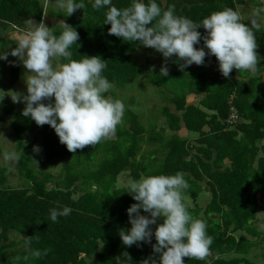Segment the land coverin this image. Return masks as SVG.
<instances>
[{"label":"trees","instance_id":"obj_1","mask_svg":"<svg viewBox=\"0 0 264 264\" xmlns=\"http://www.w3.org/2000/svg\"><path fill=\"white\" fill-rule=\"evenodd\" d=\"M46 1L0 0V29L15 25L13 28L22 34L26 19L32 18L37 23L43 20L47 13ZM173 1L167 0L166 5L164 0H157L162 9L174 5L177 15L194 22L209 15L202 7L195 8L198 12L194 8L188 11V0H175L177 4ZM130 2L113 0L118 8L128 7ZM85 4L84 9L76 10L71 16L66 12L51 13L54 18L66 19L79 33V40L70 49L72 58L101 57L107 65L103 75L112 88L133 83L143 73L142 66L131 57L139 43L108 35L110 25H103L106 9L95 11L88 0ZM231 8L235 10L234 3ZM198 31L205 33L203 28ZM60 32L53 34L58 36ZM254 32L257 37L258 31ZM207 58L200 65L202 69L197 70V76L191 79L190 92L206 94L201 105L214 115L200 107L187 106L188 88H183L175 100L184 111L186 128L201 135L198 142L201 147L196 153L187 141L175 136L164 144L162 159H159V151L145 156L142 145L146 130L138 125V129L133 125L124 131L116 129V139L108 138L94 146L69 152L49 125L38 126L24 117L22 111L15 112L6 104L5 115L11 117L12 136L16 139L20 172L26 186L9 187L10 171L0 169V264H142L154 253L150 244L126 247L120 239L119 232L131 227L127 209L136 201L126 193L127 187L118 186V179L123 173L139 179L141 175L177 172L183 173L189 185L183 194L189 195L195 205L203 186L212 194V202L203 210L197 205L192 209L183 202L193 218L206 223L207 233L213 238L205 259L184 258V264H258L245 256L257 245L264 244L259 226L264 224V218L259 217L264 210V147L258 146L264 141V92L252 90L256 79L246 86H233L218 70L214 56L215 72L219 76L206 79ZM63 62L66 61L61 60ZM173 64L179 70L178 64ZM19 73L18 65L12 73L13 85L19 81ZM112 93L110 89L106 96ZM232 107L237 110L240 121L231 128L227 120ZM168 119L176 130L181 119L172 115ZM206 126L211 128L208 134L204 133ZM26 135L28 141L24 140ZM34 146H39L41 151L35 153ZM31 152L34 155H30ZM226 160L231 164L224 169ZM32 163L62 164L63 170L58 176L38 172L31 167ZM80 192L82 194L75 198ZM63 206H70L72 213L58 218L59 222H52L49 210ZM141 214L148 215L143 211ZM162 222V218H158L157 223ZM12 232L23 239L11 241ZM238 233H243L240 238ZM25 237H32L33 249H47V255L25 261L23 257L29 254L24 246ZM152 243H155L154 238ZM125 252L130 260L123 257ZM231 253L243 258L225 259Z\"/></svg>","mask_w":264,"mask_h":264},{"label":"clouds","instance_id":"obj_2","mask_svg":"<svg viewBox=\"0 0 264 264\" xmlns=\"http://www.w3.org/2000/svg\"><path fill=\"white\" fill-rule=\"evenodd\" d=\"M55 3L67 16L86 7L85 0H55ZM88 3L95 11L106 9L103 25H110L108 35L129 43L138 42L162 55L160 77L169 75L170 58H175L173 62L184 71L193 64L203 65L207 56L216 58L218 70L226 78L233 69L256 76L261 73L257 67L261 58L256 52L258 45L252 30L256 21L247 26L241 22L240 13L232 8L214 11L194 22L177 15L174 5L162 9L157 0H131L125 8L116 7L113 0H88ZM261 13L264 8L255 9L253 15ZM60 24L63 30L57 36L43 20L37 23L28 18L17 46L10 51L0 47V61L15 66V61L8 60L9 56L15 57L28 73L27 94L0 89V103L5 96H10L14 103H24L22 115L38 126L49 125L59 142L74 153L115 135L125 104L105 95L112 84L103 75L107 65L101 57L72 58L70 49L79 40V33L63 21ZM200 28L205 30L203 35L198 31ZM201 41L202 46L196 47ZM53 60L66 62L54 68ZM152 71H155L154 65ZM33 151L39 153L41 149L34 146ZM126 187V193L136 203L127 209L130 229L121 230L119 236L126 247L151 245L154 255L142 264H184V258L207 257L213 238L207 233L206 223L193 218L183 203V190L189 187L183 173L141 175L139 179H130ZM72 211L70 206L52 208L49 218L56 223ZM142 211L148 215L141 214ZM158 218L163 222L158 224ZM24 246L29 252L23 257L25 261L38 260L48 252L33 249L32 237H25ZM123 257L130 260L127 252Z\"/></svg>","mask_w":264,"mask_h":264},{"label":"rangeland","instance_id":"obj_3","mask_svg":"<svg viewBox=\"0 0 264 264\" xmlns=\"http://www.w3.org/2000/svg\"><path fill=\"white\" fill-rule=\"evenodd\" d=\"M187 1V0H183ZM175 3V0L173 1ZM258 4V2H257ZM45 8H47V14H51L52 12H57L59 9L55 3V0H47L44 4ZM248 17V15H245ZM46 26L49 29L54 31H58L61 27L55 23L54 20L47 17L45 20ZM262 29H264L262 27ZM257 32V42H262L264 39V35L261 33V30H256ZM264 31V30H263ZM22 34L16 31L11 25H8L6 28L0 29V47H4V50L10 51L11 49L15 48L16 42ZM264 47V46H263ZM261 57L258 65L264 67V60ZM9 61H15V66L10 64L7 61H0V89L4 90L5 92L13 91L21 94H27L26 91V76L27 70L22 66V64L17 61L15 57L9 56ZM61 61L53 60L52 64L53 67H58ZM137 64V63H136ZM163 64V63H162ZM161 64V65H162ZM19 65L20 73H19V81L13 85L12 84V73L16 66ZM159 63V68L161 67ZM168 69L170 70L171 67L167 65ZM149 73L143 72L142 75L133 83L124 86L123 88L114 87L113 89V98L119 99L123 101L125 104V113L122 119L121 124L117 126V130L124 131L127 128V122L136 121L133 124L134 129H138L137 125L140 127H145L148 133L153 134L152 130L156 124H158L161 116L164 113H167L166 108L169 104L173 101L172 96L176 98L177 95L181 92V90L187 89L190 92V86L192 82L186 76H169L167 77H160L159 73H155V75L148 76ZM165 80V83H162ZM176 93V94H175ZM134 94V95H133ZM106 95V94H105ZM187 101V98H186ZM8 104L9 106L13 107L15 112L23 111L25 104L24 103H14L10 96H5L2 103H0V169L7 168L9 173L8 178V186L11 188H22L26 186L20 170V165L18 162L19 153L17 151V143L16 139L12 136V128H11V117L5 115V105ZM137 109L141 110L140 115L138 117H134L130 115V113H134ZM133 115V114H132ZM165 131L160 130V136H163ZM28 135L24 136V140L28 141ZM148 136H150L148 134ZM160 152V151H159ZM7 156H11V159L5 158ZM30 155H34V152L30 153ZM147 155V156H151ZM161 155V152H160ZM31 167L38 172L47 173L50 172L56 176H58L62 170V164H55L54 166H46L42 163V166H39L38 163H32ZM120 183L121 180L118 179ZM127 178H123L122 182L120 183L121 186L127 184ZM82 193L80 192L75 198H78ZM203 204V203H202ZM206 204H203L202 207H205ZM188 206L190 208H195V204L193 201L188 200ZM204 215L200 213V216ZM259 217H264V210L263 213H259ZM263 223L259 224L261 233L264 235V227ZM12 241H18L20 239L19 236L15 234L11 235ZM263 245H257L252 251H264Z\"/></svg>","mask_w":264,"mask_h":264},{"label":"crops","instance_id":"obj_4","mask_svg":"<svg viewBox=\"0 0 264 264\" xmlns=\"http://www.w3.org/2000/svg\"><path fill=\"white\" fill-rule=\"evenodd\" d=\"M188 11L191 10L192 8H200L202 7L206 12H209V15L214 12V11H222L225 8H231L232 3H234L235 5V10L238 11L240 13V17H241V22L245 23L247 26L251 27V21L255 20L256 21V26L253 27V31L256 30H261V33L264 35V29H262V27L264 28V13H261L259 16H254V10L257 8H264V0H216L215 2H213V0H188ZM209 2H211L209 4ZM258 2V4H257ZM164 4H168L167 0H164ZM227 5V6H226ZM196 12H198V9H195ZM47 11V8H46ZM58 13H65V11L63 10H59L57 11ZM245 15H248V17H246ZM48 18L52 19L55 21L56 24H58L61 29L58 31H62V25L60 24L61 21L67 23L66 19H61V18H54L51 16V14H45L43 17V22L46 24L45 20ZM254 35H256V33L254 32ZM256 43L258 45L256 52L258 54V56L261 58H263L262 60H264V39L262 42H257V37H256ZM132 60L134 62H136L138 65L142 66L143 70L142 72H147L149 73L148 76L150 75H155V73H159V63L160 65L162 63H164V58L162 57V55L158 52H156L154 49L151 48H146L143 46H140L137 48L136 52H134L132 55ZM173 58H170L167 62V65H169L171 67V69L169 70L170 75L169 76H175L178 75L179 76H186L188 79H191L196 77L198 72L197 70L202 69L203 66H197L195 64L191 65L188 67V69H185L184 71L178 70L176 68V66L173 64L172 62ZM207 76L206 79L211 80L213 78H215L217 75L219 76V74H217V72H215V64H214V58L213 56H208L207 58ZM155 66V71H152V66ZM257 67L259 68L258 71L261 72L259 76L256 75H250L247 72L244 71H240L238 72L237 70L233 69V71L230 73L229 77H227V79L230 81V83L233 86H246L247 84H250L253 82V79H256V81L254 80L255 83L252 84V90L255 92H264L262 91V89H264V67H261L259 65H257ZM165 80H163L162 83H164ZM253 85H255V87H253ZM176 94V93H175ZM134 95V94H133ZM112 99L113 98V94L109 95ZM206 94H194L193 92H190V94H188L187 97V106L188 107H200L204 112L210 114V115H214V112L212 111H208L206 110L201 104L202 102L206 99ZM173 101L169 104V106L166 108L167 113L163 116H161L162 118H160L158 124H156V126L154 127V130H152L153 134L148 133L147 129L146 130V134L144 136V143L142 145V154L143 155H154L156 154L155 152L160 151L161 152V157L159 156V159H162L164 154H162V151L165 149L164 144L166 143V141L170 140L171 138L178 136L180 137L182 140H185L188 142V144L192 147L193 149V153H196L197 149L200 148L201 146L198 144V142L200 141L201 135L199 133H195V132H191L186 128V124L185 121L183 120V115H184V111L175 103L176 98L174 96H172ZM232 103V100L230 102V104ZM141 110L137 109L136 111H134V113H130L131 117H138V115H140ZM133 114V115H132ZM172 115L174 116V118H180V124H178L176 127L177 129L175 130V127L172 126V124L170 123V120L168 119V117ZM240 121V120H239ZM134 122V120H133ZM133 122H127L126 126L127 129H131L132 125L134 124ZM239 123V122H238ZM237 123V124H238ZM236 124V125H237ZM235 125V126H236ZM233 126V127H235ZM232 128V127H231ZM163 130L165 131L163 136L158 135L159 131ZM211 128L209 126H206L204 128V133L208 134L210 133ZM148 134L150 136H148ZM112 139H116V136L113 135L111 137ZM259 147H264V141L260 142L258 144ZM158 156V154H157ZM231 162L229 160H226L224 162V169H227L230 166ZM189 176V174H188ZM190 177V176H189ZM123 178H127V181H129L131 178L130 174L128 173H123L119 179L122 182ZM190 179H194L192 177H190ZM120 182V183H121ZM120 183L118 182V186L120 188H124L126 187V185L121 186ZM189 189V187H188ZM205 186H203V192L200 194L196 205L199 206V208H201L202 210L205 209L202 207L203 204H206L205 207L207 208L210 203L212 202V194L209 191H205ZM183 202L188 205V200L192 201L191 197L186 194H183ZM203 203V204H202ZM193 209V208H192ZM201 217H204V215H202ZM215 218V217H214ZM261 218V217H260ZM264 218V217H263ZM15 234L16 236H19L20 239L18 241H21L23 238L21 235L16 234V233H11ZM243 233H238L237 237L240 238L242 236ZM10 235V239L11 238ZM12 241V240H11ZM264 251H252L250 250L249 254L247 256H245L246 259L251 260L255 263L258 264H264ZM152 256V255H151ZM233 258H243V256L240 255H236L234 253H231L227 256H225V259L230 260Z\"/></svg>","mask_w":264,"mask_h":264},{"label":"built area","instance_id":"obj_5","mask_svg":"<svg viewBox=\"0 0 264 264\" xmlns=\"http://www.w3.org/2000/svg\"><path fill=\"white\" fill-rule=\"evenodd\" d=\"M239 120H240V116H239L237 110L235 109V107H232L230 117L227 120L228 126H230V127L235 126L239 122Z\"/></svg>","mask_w":264,"mask_h":264},{"label":"water","instance_id":"obj_6","mask_svg":"<svg viewBox=\"0 0 264 264\" xmlns=\"http://www.w3.org/2000/svg\"><path fill=\"white\" fill-rule=\"evenodd\" d=\"M51 187H52V186H51V185H49V186H48V189L50 190V189H51Z\"/></svg>","mask_w":264,"mask_h":264}]
</instances>
